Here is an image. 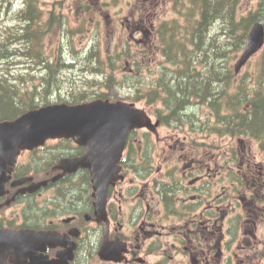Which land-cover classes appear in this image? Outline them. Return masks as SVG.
Instances as JSON below:
<instances>
[{
	"label": "flooded vegetation",
	"instance_id": "1",
	"mask_svg": "<svg viewBox=\"0 0 264 264\" xmlns=\"http://www.w3.org/2000/svg\"><path fill=\"white\" fill-rule=\"evenodd\" d=\"M149 2L132 30L144 32L147 41L136 43L145 48L153 34L142 24ZM165 125L172 124L157 118L153 127L130 131L118 175L106 185L93 184L89 168L65 169L64 159L86 151L71 138L61 146L67 153L45 171L53 173L48 184L29 191L41 179L25 174V165L60 138L24 149L0 195V264H264V156L257 160L246 139L240 151L222 153L212 134L180 137L172 129L156 140ZM76 189L79 196L67 204Z\"/></svg>",
	"mask_w": 264,
	"mask_h": 264
},
{
	"label": "trees",
	"instance_id": "2",
	"mask_svg": "<svg viewBox=\"0 0 264 264\" xmlns=\"http://www.w3.org/2000/svg\"><path fill=\"white\" fill-rule=\"evenodd\" d=\"M173 4L177 16L158 25L150 44L162 56L157 74L145 62L143 66L148 67L150 74L144 76L142 64L131 49L118 52L115 59L113 55L108 60L97 56L92 61L89 55L79 61L81 69L91 67L92 72L103 74L107 88L127 84L132 92L119 98L118 93L112 95L105 89H84L76 99L63 100L58 93L64 86V74L73 70L76 62L67 60L64 47L49 54L45 39L57 34L71 38L74 31L66 27L63 13L52 10L46 18L39 0H22L14 13L16 25L0 35V59L33 62L40 71L12 75L13 72L0 71V122L53 103L76 104L101 98L152 106L161 101L162 106L156 108L161 121L180 127L189 121L192 130L254 139L264 151V49L257 65L246 74H237L230 64L243 49L252 24L264 21V0H259L258 7L247 13H240L241 0H173ZM13 5V0H0V7L7 6L9 10ZM150 48H140L145 61ZM132 55L131 71L124 70L123 76L117 77L116 67H126L123 60L128 61ZM152 73L157 76L150 78ZM35 76L39 78L36 81ZM203 105L209 113L201 119L205 121H200L198 112ZM71 142V138L61 137L54 150L42 155L34 153V162L24 167L25 174L37 180L48 178L53 173L47 175L45 171H51V164L67 153L61 146ZM73 147L80 153L85 148L81 144ZM22 152L20 149L18 158ZM138 165L133 166L138 169ZM84 177L89 182L88 175ZM77 195L76 189L66 197L67 204Z\"/></svg>",
	"mask_w": 264,
	"mask_h": 264
},
{
	"label": "rangeland",
	"instance_id": "3",
	"mask_svg": "<svg viewBox=\"0 0 264 264\" xmlns=\"http://www.w3.org/2000/svg\"><path fill=\"white\" fill-rule=\"evenodd\" d=\"M21 1L22 0H13L14 5L9 10L7 6L0 7V35L5 33L9 27L16 25L14 13L19 9ZM148 1L151 3L149 2V10L147 11V14L143 15L144 20L142 24H145L143 27H148L149 25L152 30H154V28L162 21L174 18L178 14V12L174 9L173 0H39L40 9L44 12L46 18L52 10L59 14L63 13V15L66 16V27H68L71 31H74V33H70L71 38H69L68 35H64L65 37L62 38L60 34H57L55 36L49 35L45 39V48L49 54L53 52L54 49L60 52L61 47H64L67 60L69 62H76V67L64 74V86L61 92L58 93V96L61 97V99H76L75 97L77 93L84 91V89L98 92L105 89L112 95L118 93L119 98H123L132 92L127 84L124 86L115 84L114 86L107 88L105 86L106 82L104 81L103 74L92 72L91 67L89 70L81 69L79 61L82 58L85 60V58L89 55L91 56L92 61L95 60L97 56L108 60L110 55H113V59H115L118 52L131 49V51L134 52L137 61L139 60L142 64L141 67L143 69L144 76L145 74H150L148 73V67L143 66L145 62H148L151 71L153 70L155 71V74H157L159 62L162 60L159 49L154 46L153 48L151 47L150 52L148 51L149 53L147 52V55L144 54L148 60L145 61L140 55L143 52L140 50L142 45L139 46V44L136 43L138 39L147 41V39H145V34L144 32H139L138 30L136 33H132L133 26H137L139 22L138 20L140 19L136 12L138 9L145 8V4H147ZM258 2L259 0H241L240 13H247L251 9L257 8ZM151 11L153 12L150 13ZM134 14L136 15L132 18ZM149 41V43L152 42L151 38ZM241 52L242 49L238 52L237 57H234V59L230 61L232 67L235 66ZM260 53L261 52L253 56L243 67L241 70L242 74H246V72L251 71L257 65ZM123 61L126 63V67L119 69L116 67V75L119 78L123 76L124 70L128 71L131 69L132 65H134L133 55L130 56L128 61ZM109 69L111 70V68ZM0 71H10L13 72L10 74L12 75L19 72H23L25 74H38L40 70L36 68V65L33 62L27 63L22 62V60L12 62V60L6 61L0 59ZM156 76L157 75L153 74L150 78ZM38 79V76H35L34 80L36 81ZM28 80L31 81L32 78L29 77ZM162 104L163 103H161V101H157L153 107H148L143 102H136V106L144 108L146 111V125H150L151 127L155 125L157 117L154 115V112L156 111V108L161 107ZM190 112L191 111L188 113ZM208 113V108L203 105L198 112L200 121H205L201 119L206 117ZM188 124L189 121L185 122L184 127L177 126L174 122L170 126L165 125L154 134V137L156 140L157 138H164L168 136V133H171L172 129H178L175 133L177 135L175 136L180 137L184 135L194 136L198 134V136H203L207 134L203 130H199V132H197L198 130H192ZM209 134L213 135L216 153H222L226 147H229L230 151L234 149L236 152L240 151L241 143L239 141V137H232L230 135L220 136L215 133ZM246 140V142L250 140L252 141L253 150L258 154L257 160L261 159L264 156V151L259 148L258 142L252 139ZM52 141L53 140L50 142ZM130 176L132 178L135 177L133 173H131ZM136 181L142 182V180Z\"/></svg>",
	"mask_w": 264,
	"mask_h": 264
},
{
	"label": "water",
	"instance_id": "4",
	"mask_svg": "<svg viewBox=\"0 0 264 264\" xmlns=\"http://www.w3.org/2000/svg\"><path fill=\"white\" fill-rule=\"evenodd\" d=\"M264 46V23L255 22L239 56L235 71L239 73L252 56ZM144 111L126 102H111L96 99L90 102L70 105L56 103L30 110L14 120L0 122V195L5 191V183L16 163L20 147L33 149L43 145L47 138L74 137L86 145L85 155L74 160L64 159L65 169L74 170L89 167L96 185H106L119 170L118 161L126 144L128 133L144 124ZM58 176L54 177L56 179ZM26 180L14 181L13 185ZM48 180L32 182L27 188L34 191ZM24 190V189H23ZM22 232V235H25ZM45 237V234H41ZM1 241L3 232H1ZM10 237V236H9ZM15 240L14 237H10ZM13 244L6 249L15 247ZM5 249V250H6ZM0 256L4 247L0 244Z\"/></svg>",
	"mask_w": 264,
	"mask_h": 264
}]
</instances>
